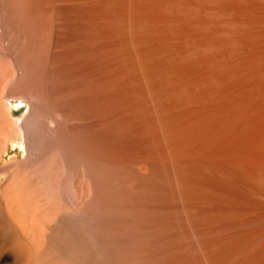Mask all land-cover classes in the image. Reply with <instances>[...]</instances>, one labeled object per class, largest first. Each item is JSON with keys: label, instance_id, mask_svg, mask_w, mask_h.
Here are the masks:
<instances>
[{"label": "bare ground", "instance_id": "1", "mask_svg": "<svg viewBox=\"0 0 264 264\" xmlns=\"http://www.w3.org/2000/svg\"><path fill=\"white\" fill-rule=\"evenodd\" d=\"M262 144L264 0H0V264H264Z\"/></svg>", "mask_w": 264, "mask_h": 264}, {"label": "rangeland", "instance_id": "2", "mask_svg": "<svg viewBox=\"0 0 264 264\" xmlns=\"http://www.w3.org/2000/svg\"><path fill=\"white\" fill-rule=\"evenodd\" d=\"M113 40L114 39H112V38L107 39V43H110ZM58 87H57L58 90L62 89L61 86H60V88H58ZM59 109L63 113L64 112L66 113V111L68 110L67 107H60ZM81 115H82V112H81ZM125 116H127V119L125 118ZM112 117L113 116L110 114L108 116L105 115L104 117H101V118L94 116V115H89V116H85V117L74 116L64 123L65 124L64 128H65L66 132H68L67 130H69L71 128L68 133H72V132L75 133L79 128H81L83 126V124L87 125V126H88V124H89V126L92 124H111L114 119H119L121 124H141L142 123L141 120H139V119H134V120L130 119L129 120V114H125L122 110H119L116 117L114 116L115 117L114 119ZM123 118H125V121H122ZM66 128H67V130H66ZM50 130H54V127L50 128ZM259 146H257L251 153H248L245 150L243 151L242 149H239L237 152L235 151V152L231 153L230 155H227L226 157L221 156L220 159L224 160V161H230L234 164L241 165V166H243L245 163H247L249 161H252L256 164L264 163V144L259 145ZM17 151H19V150L16 147L10 148V152L6 156V159L16 156ZM194 160L191 159L190 162H194ZM0 181H1V179H0Z\"/></svg>", "mask_w": 264, "mask_h": 264}]
</instances>
